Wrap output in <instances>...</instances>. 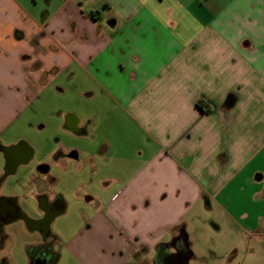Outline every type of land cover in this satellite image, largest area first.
<instances>
[{"label": "crops", "instance_id": "crops-1", "mask_svg": "<svg viewBox=\"0 0 264 264\" xmlns=\"http://www.w3.org/2000/svg\"><path fill=\"white\" fill-rule=\"evenodd\" d=\"M68 87L86 109L53 108ZM8 155L0 198L65 205L47 231L22 222L64 236L42 264H156L182 232L188 264L213 236L248 257L264 247V0H0V175Z\"/></svg>", "mask_w": 264, "mask_h": 264}, {"label": "rangeland", "instance_id": "rangeland-1", "mask_svg": "<svg viewBox=\"0 0 264 264\" xmlns=\"http://www.w3.org/2000/svg\"><path fill=\"white\" fill-rule=\"evenodd\" d=\"M72 87H68L62 94L58 97V101L53 108L61 106L63 110L67 108H80L86 109L85 102L81 98V93L79 94ZM54 103L52 104V106ZM40 108L37 109L38 115L40 113ZM33 115V114H32ZM41 115V113H40ZM21 128L24 127L23 123L20 124ZM6 164V160L4 161ZM90 203L86 200L82 204H74L69 211V214L64 217L63 225L69 227L76 222H80L77 219L79 210L83 207V210ZM70 208V209H71ZM82 210V211H83ZM54 234L56 232V227L52 226ZM60 234V233H59ZM59 239H53V246L55 249L62 248V242L64 236L60 235ZM215 241L210 240L209 244L203 246L197 245L194 250V256L190 259V264H264V247L259 244H255L249 252V256L246 257L247 248L240 244L235 252L229 251L230 247L225 243L227 237H222L221 242L218 236L212 237ZM39 237L31 235L29 231L24 227V225L15 223L9 228L1 230L0 228V264H29L30 253L29 247L34 246V244L39 241ZM218 240V243H217ZM51 242V239H48ZM215 242V243H214ZM238 250V251H237ZM64 259L60 262H62Z\"/></svg>", "mask_w": 264, "mask_h": 264}, {"label": "flooded vegetation", "instance_id": "flooded-vegetation-1", "mask_svg": "<svg viewBox=\"0 0 264 264\" xmlns=\"http://www.w3.org/2000/svg\"><path fill=\"white\" fill-rule=\"evenodd\" d=\"M18 157L15 155H8L7 162L4 164L2 173L0 175V182L7 175L8 172L15 171V163ZM11 190V186L4 185L1 189ZM65 208V205L57 195L52 202L41 200L40 198L35 203L22 202L16 203L8 198H0V228L4 230L9 228L15 223L21 224L24 222L28 224L33 222L34 224L41 225L44 231H47V226L53 224V221L59 216ZM21 221V222H20ZM48 239L44 235L40 237L37 244L32 246L35 253L33 254V262L36 264H42L44 261L50 259L51 247L53 245V239L48 242ZM30 248V247H29ZM182 261V257H179Z\"/></svg>", "mask_w": 264, "mask_h": 264}, {"label": "trees", "instance_id": "trees-1", "mask_svg": "<svg viewBox=\"0 0 264 264\" xmlns=\"http://www.w3.org/2000/svg\"><path fill=\"white\" fill-rule=\"evenodd\" d=\"M171 246L160 243L155 256L156 264H188L187 259L191 257L192 251L187 242V235L182 232L175 242V252L170 251ZM182 257V261L179 260Z\"/></svg>", "mask_w": 264, "mask_h": 264}]
</instances>
